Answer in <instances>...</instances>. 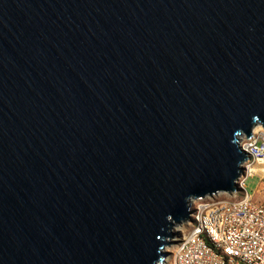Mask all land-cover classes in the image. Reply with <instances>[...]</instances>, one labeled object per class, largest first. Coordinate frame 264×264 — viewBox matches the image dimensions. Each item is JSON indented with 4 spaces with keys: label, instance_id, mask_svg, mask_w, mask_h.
<instances>
[{
    "label": "water",
    "instance_id": "95a60500",
    "mask_svg": "<svg viewBox=\"0 0 264 264\" xmlns=\"http://www.w3.org/2000/svg\"><path fill=\"white\" fill-rule=\"evenodd\" d=\"M255 122L264 0H0V264H163Z\"/></svg>",
    "mask_w": 264,
    "mask_h": 264
},
{
    "label": "built area",
    "instance_id": "2783aa9c",
    "mask_svg": "<svg viewBox=\"0 0 264 264\" xmlns=\"http://www.w3.org/2000/svg\"><path fill=\"white\" fill-rule=\"evenodd\" d=\"M237 141L245 157L235 188L188 197L187 216L172 222L162 247L163 264L169 258L171 264H264V127L253 123L249 135L239 132ZM251 175L257 182L248 192L244 180Z\"/></svg>",
    "mask_w": 264,
    "mask_h": 264
},
{
    "label": "rangeland",
    "instance_id": "374dc122",
    "mask_svg": "<svg viewBox=\"0 0 264 264\" xmlns=\"http://www.w3.org/2000/svg\"><path fill=\"white\" fill-rule=\"evenodd\" d=\"M256 182H257V177L255 175H251V176H247L244 180V183H245V189L248 191V192H251L252 189H254L255 185H256ZM222 195V194H221ZM259 197V193L258 192H254L253 193V198H258ZM172 230V229H171ZM168 263H172V260L169 258L168 259Z\"/></svg>",
    "mask_w": 264,
    "mask_h": 264
}]
</instances>
